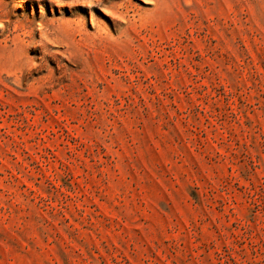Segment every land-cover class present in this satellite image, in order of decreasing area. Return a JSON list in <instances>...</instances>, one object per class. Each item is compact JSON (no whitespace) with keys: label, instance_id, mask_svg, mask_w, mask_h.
Wrapping results in <instances>:
<instances>
[{"label":"rangeland","instance_id":"374dc122","mask_svg":"<svg viewBox=\"0 0 264 264\" xmlns=\"http://www.w3.org/2000/svg\"><path fill=\"white\" fill-rule=\"evenodd\" d=\"M0 264H264V0H0Z\"/></svg>","mask_w":264,"mask_h":264}]
</instances>
